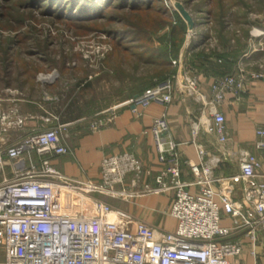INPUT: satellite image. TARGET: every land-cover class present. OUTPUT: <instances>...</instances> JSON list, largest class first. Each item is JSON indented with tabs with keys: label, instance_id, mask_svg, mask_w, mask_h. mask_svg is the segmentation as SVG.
I'll return each instance as SVG.
<instances>
[{
	"label": "built area",
	"instance_id": "built-area-1",
	"mask_svg": "<svg viewBox=\"0 0 264 264\" xmlns=\"http://www.w3.org/2000/svg\"><path fill=\"white\" fill-rule=\"evenodd\" d=\"M194 34L193 31H189ZM104 48V47H102ZM105 49V48H104ZM189 92L196 91V81L186 77ZM243 86V77L227 74L212 85L215 98ZM172 76L159 78L128 104L146 107L150 103L167 105L172 101ZM117 108L88 124L92 131L108 125ZM26 117L13 110L0 115L3 131L22 128ZM199 122L191 128L197 136ZM65 126L43 128L0 145V170L13 165L12 178L0 182V264H232L242 253L257 258L260 244L264 255V126L255 130L256 156L243 152L236 175L214 176L219 159L204 158L199 145L200 163L192 166L194 180L179 179L178 143L168 140L164 115L151 122V133L164 167L154 176V184L145 183L141 194H160L172 190L174 200L169 214L176 221L172 231L151 227L125 211L112 208L96 194L117 192L111 189L132 176V183L150 175L131 152H123L100 161L101 182L71 180L48 167L49 158L69 153L59 140ZM205 132L214 133L218 142L226 139L224 117L213 111ZM35 152L38 162L30 157ZM24 158L28 159L25 167ZM45 166L38 170V165ZM242 182L240 198L235 200V183ZM196 185L190 193L187 187ZM217 185V191L213 186ZM217 197L218 201L215 200ZM225 216L231 225H221Z\"/></svg>",
	"mask_w": 264,
	"mask_h": 264
},
{
	"label": "crops",
	"instance_id": "crops-1",
	"mask_svg": "<svg viewBox=\"0 0 264 264\" xmlns=\"http://www.w3.org/2000/svg\"><path fill=\"white\" fill-rule=\"evenodd\" d=\"M195 23L193 29L186 28V38L177 57L170 63L173 73L169 76L173 77L174 87L169 104L150 103L146 107L129 105L128 101L135 94L151 86L153 82L137 88L126 82L125 88L121 90L122 101H115V98L106 107V111L117 108L114 119L101 129L92 131L88 128L92 120H88L93 115H101V112L93 114L96 108L88 106L87 114H77V109L68 107V101L66 102L57 90L49 88L53 86V74L45 75L46 78H40L39 81L47 87L30 90L27 95L19 89H0V115L16 110L17 114L26 117L20 129L9 128L3 131L0 125V145L43 128L65 126V130H59V140L68 147L69 153L50 157L48 167L57 175L71 180L97 183L101 182L99 164L103 158L131 152L141 161L143 168L150 171V175L136 184L132 183V176H127L122 183L111 187L117 192L95 196L112 208L125 211L151 227L174 230L176 221L169 214L174 200L173 191L141 194L143 185H153L154 176L164 167L158 159L151 133L152 119L160 115L166 117L168 129L165 137L178 143L179 179L186 183L194 180L191 168L200 163L197 152L199 145L205 150L204 158L211 161L219 159L214 167V176L238 174L243 152L260 155V150L255 147V130L264 126V60L260 53L262 50L252 44L251 40L246 46L238 47L237 49H243L238 50L237 54L232 51L235 48H229L230 44L222 43V48L210 50L209 46L204 44L207 29L204 30V27L200 28V24L196 21ZM214 51H217V54ZM221 53L226 55L222 56ZM227 74L242 76L243 86L236 91L225 92L223 99L218 101L212 85L217 78ZM186 77L195 79V92L188 91ZM84 87L88 89L87 85ZM119 93L116 91L115 96H120ZM213 111L222 113L224 117L226 139L221 143L214 133L205 132V128L211 123ZM196 122L203 128L193 137L191 128ZM30 157L36 162L39 160L35 152H31ZM24 163L27 167V158H24ZM44 169L45 166L38 165V170ZM260 171L264 173V166ZM13 174V165L6 163L0 170V182L12 178ZM241 186V181L235 183L233 199L240 198ZM186 189L194 193L198 187L190 185ZM213 189L217 191V185L213 186ZM215 200L218 201L217 197ZM220 223L229 226L231 220L223 216ZM256 252L257 258H254L249 254L247 243L244 242L242 253L231 262L264 264L263 248L260 244L256 246Z\"/></svg>",
	"mask_w": 264,
	"mask_h": 264
},
{
	"label": "rangeland",
	"instance_id": "rangeland-1",
	"mask_svg": "<svg viewBox=\"0 0 264 264\" xmlns=\"http://www.w3.org/2000/svg\"><path fill=\"white\" fill-rule=\"evenodd\" d=\"M13 1H4V4L6 2L10 6ZM163 1L170 11H176L173 5L175 1L186 4L185 8L200 24V28L207 29L204 44L210 50L222 48L224 40L219 33L220 23L215 17L219 13V8L215 6L217 0H206L204 3L203 0ZM225 2L231 7V14L224 19L222 32L228 38L229 48L242 50L237 48L246 46L251 40L262 50L260 53L264 60V0H243V3L237 0L233 4V0ZM9 6L5 11L1 10L0 15V89H19L27 95L30 90L47 87L39 81L40 75L53 74V86L49 88L57 90L68 101V107H75L77 114H87L88 106L96 108L93 114L101 112V115H93L90 121L107 115V104L115 98L118 99L115 101H122L121 90L126 82L137 88L159 77L156 75L159 67L139 61L136 64V56L131 49L126 50L112 43V34L126 28L124 22L132 19L133 13L121 15L126 21L115 18L109 24L102 18L97 26L99 29L88 30L86 27H69L37 11L29 16L24 9ZM197 7L199 12L196 11ZM18 13L23 14L20 20H17ZM176 16L170 17L174 24ZM168 31L166 26L154 34L153 46L159 47L160 37ZM184 35L185 39L186 32ZM86 85L88 89L84 87ZM116 91L120 92V96H115Z\"/></svg>",
	"mask_w": 264,
	"mask_h": 264
},
{
	"label": "trees",
	"instance_id": "trees-1",
	"mask_svg": "<svg viewBox=\"0 0 264 264\" xmlns=\"http://www.w3.org/2000/svg\"><path fill=\"white\" fill-rule=\"evenodd\" d=\"M4 1L8 0H0V15L1 10L5 11L9 6L6 2L4 4ZM205 1L203 0V3ZM236 1L233 0L231 4ZM241 1L243 3V0ZM225 3V0L216 1L215 6L219 8V13L215 14V17L220 23L219 33L222 41L224 40L222 43L229 44L228 38L222 32L225 26L224 19L231 14V7ZM9 8L24 9L29 16H32L33 11H37L48 18L64 22L69 27H86L88 30L99 29L97 26L100 25L102 18L109 24L115 18L125 20L121 15L126 12L133 13L132 19H126V22L121 20L126 28L112 34V43L121 45L123 49H131L132 54L136 56V64L139 61L159 67L156 73L158 79L172 75L170 63L177 57L186 32L184 21L176 11H170L163 0H14ZM196 11L199 12L198 7ZM174 15L177 17L175 24L170 18ZM22 16L23 14L18 13L17 20ZM166 26L169 31L160 37V46H153L152 36ZM123 42H126V45ZM232 51H236L235 54L238 52L236 48ZM214 53L217 54V51ZM221 55L225 56L226 53Z\"/></svg>",
	"mask_w": 264,
	"mask_h": 264
},
{
	"label": "water",
	"instance_id": "water-1",
	"mask_svg": "<svg viewBox=\"0 0 264 264\" xmlns=\"http://www.w3.org/2000/svg\"><path fill=\"white\" fill-rule=\"evenodd\" d=\"M173 5L180 17L186 22L188 29H193L196 23L192 14L185 8V5L179 1H175Z\"/></svg>",
	"mask_w": 264,
	"mask_h": 264
},
{
	"label": "bare ground",
	"instance_id": "bare-ground-1",
	"mask_svg": "<svg viewBox=\"0 0 264 264\" xmlns=\"http://www.w3.org/2000/svg\"><path fill=\"white\" fill-rule=\"evenodd\" d=\"M40 78H42V79H45V78H46V76H44V75H40Z\"/></svg>",
	"mask_w": 264,
	"mask_h": 264
}]
</instances>
